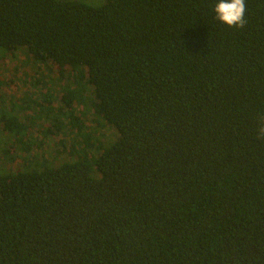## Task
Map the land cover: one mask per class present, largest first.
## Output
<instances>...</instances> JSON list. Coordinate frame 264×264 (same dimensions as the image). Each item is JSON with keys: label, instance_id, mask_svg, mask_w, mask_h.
<instances>
[{"label": "trees", "instance_id": "trees-1", "mask_svg": "<svg viewBox=\"0 0 264 264\" xmlns=\"http://www.w3.org/2000/svg\"><path fill=\"white\" fill-rule=\"evenodd\" d=\"M217 2L0 0V49L58 69L84 141L0 173V264H264V0L242 29ZM86 108L118 132L96 152Z\"/></svg>", "mask_w": 264, "mask_h": 264}, {"label": "rangeland", "instance_id": "rangeland-1", "mask_svg": "<svg viewBox=\"0 0 264 264\" xmlns=\"http://www.w3.org/2000/svg\"><path fill=\"white\" fill-rule=\"evenodd\" d=\"M79 1L97 6L106 0ZM59 76L57 68L38 62L25 47L13 52L0 49V119L3 115H18L27 127L19 135L1 132L0 173L28 167L43 159L57 165L69 157L76 158L70 153L72 146L79 141L81 147L84 141L77 128L69 125L68 118L56 111L58 104H62V84L67 82L65 79L60 83ZM84 112L86 130L92 136L90 141L95 142L90 150L96 152L97 142L103 146L114 142L117 130L96 118L92 109L86 108ZM56 120L60 128L56 127Z\"/></svg>", "mask_w": 264, "mask_h": 264}, {"label": "clouds", "instance_id": "clouds-1", "mask_svg": "<svg viewBox=\"0 0 264 264\" xmlns=\"http://www.w3.org/2000/svg\"><path fill=\"white\" fill-rule=\"evenodd\" d=\"M215 19L233 28H244L247 21L245 19V0H218L214 6ZM261 137H264V127L259 129Z\"/></svg>", "mask_w": 264, "mask_h": 264}]
</instances>
